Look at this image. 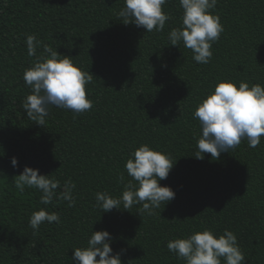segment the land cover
<instances>
[{
	"label": "trees",
	"instance_id": "16d2710c",
	"mask_svg": "<svg viewBox=\"0 0 264 264\" xmlns=\"http://www.w3.org/2000/svg\"><path fill=\"white\" fill-rule=\"evenodd\" d=\"M125 0H0V264H75L74 248L87 247L92 232L107 230L122 264H185L167 248L169 240L210 229L236 234L245 264H264V137L246 140L212 159L195 158L202 134L194 112L221 81L264 85V0H218L214 15L224 26L209 63L173 46L168 34L182 27L179 0L163 6L171 19L162 32L125 25L118 13ZM35 36L83 71L93 108L82 114L49 105L45 126L27 117L31 94L23 79L43 48L28 55ZM170 154L175 163L161 186L175 198L156 214L142 205L103 212L95 193L122 196L130 177L125 164L142 145ZM18 159V167L11 160ZM39 169L76 187L74 207L15 180L25 167ZM123 175V180L120 179ZM60 215V222L30 227L35 211ZM99 259V257H97Z\"/></svg>",
	"mask_w": 264,
	"mask_h": 264
},
{
	"label": "clouds",
	"instance_id": "9594fccd",
	"mask_svg": "<svg viewBox=\"0 0 264 264\" xmlns=\"http://www.w3.org/2000/svg\"><path fill=\"white\" fill-rule=\"evenodd\" d=\"M168 3L169 0H125V6L118 16L125 25L134 23L146 29V32H162L166 22L171 19L163 10ZM179 4L184 10L182 27L173 28L168 39L173 46L183 42L185 48L192 50L195 62L207 64L213 56L212 44L224 32L220 16L212 12L218 0H179ZM26 45L29 56H35L37 49L43 48L40 57L25 70L23 76L26 86L31 89V94L22 104L28 118L45 126L49 105L77 114L93 108V101L88 98L86 90V85L93 81V74L83 71L70 57L63 56L61 59L62 55L57 50L35 36H28ZM193 115L202 129L195 158L202 160L206 153H210L212 159H218L221 153L237 148L242 140L255 148L264 137V85L257 83L250 86L240 82L237 86L232 81H221L214 92L198 105ZM131 156L125 168L138 187L134 188L132 181H129L118 198L107 192H97L96 206L103 212H110L120 210L121 204L124 210L133 205H142L141 214L155 215L161 204L165 205L175 198L176 193L159 182L168 177L176 161L170 154L154 150L147 144L140 146ZM11 164L18 167V159L13 157ZM120 179L123 180V175ZM15 184L21 192L25 187L42 192L40 203L44 205L52 204L54 198L68 201L69 207L76 204L73 196L75 183L66 181L62 191L58 192L60 181L40 174L39 169L26 166L16 177ZM45 222L59 223L60 215L40 209L33 212L29 224L38 231ZM111 240L107 230L92 232L87 247L74 248L73 261L75 264H122L120 254H113ZM167 248L185 264H245L246 259L236 234L227 229L219 236L206 229L187 238L169 240Z\"/></svg>",
	"mask_w": 264,
	"mask_h": 264
}]
</instances>
